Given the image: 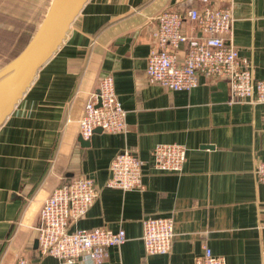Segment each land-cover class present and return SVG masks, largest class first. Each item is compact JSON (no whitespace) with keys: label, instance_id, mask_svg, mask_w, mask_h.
<instances>
[{"label":"crops","instance_id":"obj_1","mask_svg":"<svg viewBox=\"0 0 264 264\" xmlns=\"http://www.w3.org/2000/svg\"><path fill=\"white\" fill-rule=\"evenodd\" d=\"M232 7L227 40L264 78V0H212ZM197 0H88L63 44L0 126V264L63 263L39 251L45 200L59 185L88 175L99 188L85 216L70 229L125 228L128 240L97 264H195L210 246L228 264H264V183L255 167L264 159V103L234 99L226 78L200 75L191 90H171L147 78L156 16L185 11ZM184 30L201 33L186 20ZM184 55V47L178 50ZM111 73L127 110L128 130L80 133V119L101 76ZM83 140L87 143L82 142ZM188 147L182 173L153 166L158 143ZM130 149L144 161L143 190L107 186L115 155ZM173 216L168 253L145 250L143 220Z\"/></svg>","mask_w":264,"mask_h":264},{"label":"built area","instance_id":"obj_2","mask_svg":"<svg viewBox=\"0 0 264 264\" xmlns=\"http://www.w3.org/2000/svg\"><path fill=\"white\" fill-rule=\"evenodd\" d=\"M201 6L185 11L164 9L156 16L152 31L154 43L147 56V78L171 90H191L200 82V75L222 77L229 81L234 99L252 104L264 103V78L254 73L249 58L228 44L232 36L234 17L232 7L215 6L212 0H197ZM192 20L199 35L184 30L185 21ZM184 47V55L178 53ZM80 133L91 138L97 128L107 132L128 130L127 110L115 88L113 74L101 76L98 89L92 92L80 119ZM188 147L182 143H158L152 153L153 166L161 172L182 173ZM256 178L264 183V159L255 167ZM144 161L130 149L118 152L110 164L107 186L122 190H143ZM99 188L94 178L79 175L57 186L45 200L38 227L39 251L56 256L63 263L97 264L108 256L113 246L128 240L125 228L117 230L105 226L76 228L71 224L85 216L96 198ZM260 227L264 230V212ZM175 235L173 216H148L143 220V241L149 254L168 253ZM16 264H30L21 255ZM195 264H228L225 255L206 246Z\"/></svg>","mask_w":264,"mask_h":264},{"label":"water","instance_id":"obj_3","mask_svg":"<svg viewBox=\"0 0 264 264\" xmlns=\"http://www.w3.org/2000/svg\"><path fill=\"white\" fill-rule=\"evenodd\" d=\"M87 1L52 0L27 44L15 57L0 67V126L27 92L39 69L63 44L72 23ZM81 140L87 143L83 138Z\"/></svg>","mask_w":264,"mask_h":264},{"label":"rangeland","instance_id":"obj_4","mask_svg":"<svg viewBox=\"0 0 264 264\" xmlns=\"http://www.w3.org/2000/svg\"><path fill=\"white\" fill-rule=\"evenodd\" d=\"M52 0H0V67L27 44Z\"/></svg>","mask_w":264,"mask_h":264}]
</instances>
